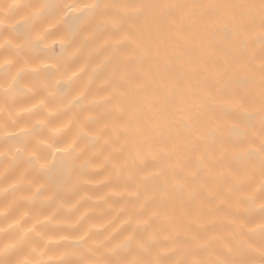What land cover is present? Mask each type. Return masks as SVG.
Masks as SVG:
<instances>
[{
  "label": "clouds",
  "instance_id": "clouds-1",
  "mask_svg": "<svg viewBox=\"0 0 264 264\" xmlns=\"http://www.w3.org/2000/svg\"><path fill=\"white\" fill-rule=\"evenodd\" d=\"M0 264H264V0H0Z\"/></svg>",
  "mask_w": 264,
  "mask_h": 264
}]
</instances>
